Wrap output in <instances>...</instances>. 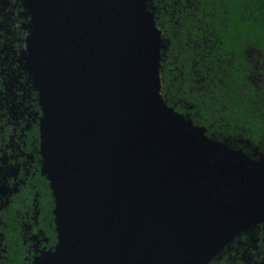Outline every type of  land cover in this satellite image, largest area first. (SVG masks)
I'll list each match as a JSON object with an SVG mask.
<instances>
[{
    "label": "water",
    "instance_id": "water-1",
    "mask_svg": "<svg viewBox=\"0 0 264 264\" xmlns=\"http://www.w3.org/2000/svg\"><path fill=\"white\" fill-rule=\"evenodd\" d=\"M152 0H25L58 244L46 264H209L264 223V158L162 94Z\"/></svg>",
    "mask_w": 264,
    "mask_h": 264
},
{
    "label": "trees",
    "instance_id": "trees-1",
    "mask_svg": "<svg viewBox=\"0 0 264 264\" xmlns=\"http://www.w3.org/2000/svg\"><path fill=\"white\" fill-rule=\"evenodd\" d=\"M151 7L165 42L168 105L204 127L207 137L258 160L252 155L264 150V0H152ZM225 250L209 264H228Z\"/></svg>",
    "mask_w": 264,
    "mask_h": 264
},
{
    "label": "flooded vegetation",
    "instance_id": "flooded-vegetation-1",
    "mask_svg": "<svg viewBox=\"0 0 264 264\" xmlns=\"http://www.w3.org/2000/svg\"><path fill=\"white\" fill-rule=\"evenodd\" d=\"M32 24L25 0H0V264H46L58 244L55 204L42 174V108L28 61ZM255 155L264 158V150ZM254 229L226 247L228 264H264V223Z\"/></svg>",
    "mask_w": 264,
    "mask_h": 264
},
{
    "label": "rangeland",
    "instance_id": "rangeland-1",
    "mask_svg": "<svg viewBox=\"0 0 264 264\" xmlns=\"http://www.w3.org/2000/svg\"><path fill=\"white\" fill-rule=\"evenodd\" d=\"M260 77H262V75H260ZM260 77H259V76H257V77H256V81H258L257 79H259ZM258 82H259V81H258Z\"/></svg>",
    "mask_w": 264,
    "mask_h": 264
}]
</instances>
